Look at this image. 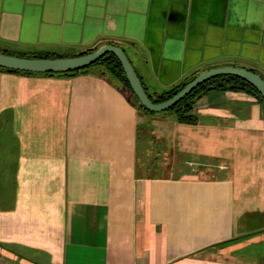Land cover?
<instances>
[{
    "label": "crops",
    "instance_id": "obj_1",
    "mask_svg": "<svg viewBox=\"0 0 264 264\" xmlns=\"http://www.w3.org/2000/svg\"><path fill=\"white\" fill-rule=\"evenodd\" d=\"M108 44L149 94L223 66L264 78V0H0V50ZM194 112L139 111L103 66L0 71V264H264V104L212 91Z\"/></svg>",
    "mask_w": 264,
    "mask_h": 264
},
{
    "label": "water",
    "instance_id": "obj_2",
    "mask_svg": "<svg viewBox=\"0 0 264 264\" xmlns=\"http://www.w3.org/2000/svg\"><path fill=\"white\" fill-rule=\"evenodd\" d=\"M107 54H113L118 58L126 74V78L131 86L133 94L138 102L150 112L161 114L170 110L192 93L198 86L208 80L222 75L236 76L247 81L257 88L264 99V78L259 72H255L246 66H223L209 69L197 75L194 80L187 84L171 99L162 103H154L150 99L141 79L139 78L125 51L121 47L112 44L104 45L97 51L83 56L57 59L26 58L7 55L0 52V67L9 70L31 73H68L71 71L85 69L98 62Z\"/></svg>",
    "mask_w": 264,
    "mask_h": 264
},
{
    "label": "trees",
    "instance_id": "obj_3",
    "mask_svg": "<svg viewBox=\"0 0 264 264\" xmlns=\"http://www.w3.org/2000/svg\"><path fill=\"white\" fill-rule=\"evenodd\" d=\"M101 45L95 47L90 50H86L80 53H66V54H58V53H50V52H15L11 50H0L1 53L7 55H14L19 57H26V58H37V59H57V58H67V57H78L83 56L92 52L97 51ZM95 66H103L107 70H109L116 78H118L127 88H129L132 92L131 86L126 78V74L122 68V65L118 58L113 54H107L102 59H100L95 64L77 71H71L68 73H31V72H23V71H15L9 70L0 67V71L11 73V74H19V75H37L42 74L45 76H65V77H73L80 73L87 72L88 69L95 67ZM196 76H193L180 85L175 86L174 88L170 89L169 91L163 93H156V94H149L150 99L154 103H162L177 93H179L187 84H189L192 80H194ZM146 89V88H145ZM147 91V90H146ZM212 91H234V92H245L251 94L252 96L256 97L261 103L264 104V99L260 92L255 88L253 85L248 83L247 81L231 75H222L211 80L206 81L205 83L198 86L192 93H190L187 97H185L180 103H178L175 107L171 108L170 110L163 112L161 114L154 113L148 111L143 105H141L138 100L136 99L135 95V105L139 109V111L144 112L150 115H157V116H171L175 118L178 122L184 124H196L198 122V117L194 112V105L198 99H200L203 95L212 92Z\"/></svg>",
    "mask_w": 264,
    "mask_h": 264
},
{
    "label": "rangeland",
    "instance_id": "obj_4",
    "mask_svg": "<svg viewBox=\"0 0 264 264\" xmlns=\"http://www.w3.org/2000/svg\"><path fill=\"white\" fill-rule=\"evenodd\" d=\"M14 168L15 166L13 165V163H10L9 165H7L6 167L7 174L12 175L14 173Z\"/></svg>",
    "mask_w": 264,
    "mask_h": 264
}]
</instances>
